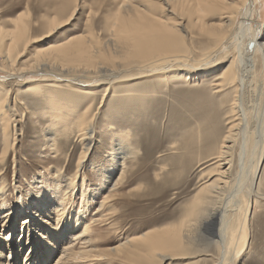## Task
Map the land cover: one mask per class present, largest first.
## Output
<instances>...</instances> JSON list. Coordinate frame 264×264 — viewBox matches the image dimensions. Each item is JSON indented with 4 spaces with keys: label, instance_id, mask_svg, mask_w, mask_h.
<instances>
[{
    "label": "rangeland",
    "instance_id": "1",
    "mask_svg": "<svg viewBox=\"0 0 264 264\" xmlns=\"http://www.w3.org/2000/svg\"><path fill=\"white\" fill-rule=\"evenodd\" d=\"M126 1L0 0V103L7 96V108L13 114L12 132L7 139L0 110V263L55 264L64 248L73 244V233L84 230L85 222L92 226L88 237L95 241L92 249L108 257L109 253L105 252L109 248L134 235H140L148 228L179 224L208 175L218 171L217 160L221 152L225 151L222 148L224 138L231 125L237 121L234 107L238 92L235 84L198 86L186 82L176 83L171 77L165 79L162 74L151 75L153 71L131 68L122 73V79L127 76L126 79L116 78L110 85L90 83L84 85V92H79L75 87L80 83L74 85L68 81H54L50 76L40 80L43 78L41 70L30 73L39 58L38 47L45 41H64L68 36L93 34L101 43L113 38L114 16L119 6ZM143 1L148 5L151 3L156 13H168L163 0ZM214 7L207 14L208 23H219L225 11L222 5ZM73 11L66 25L48 39L37 41L48 31L52 18L66 19ZM20 16L25 21L26 34L15 45L9 61L1 51L12 41L10 32L15 29L14 20ZM241 20L239 17V22ZM185 23L186 47L190 48L189 51L180 54V60L173 59L159 65V72L167 73L173 69L183 71L181 68L187 64L201 67L204 60L213 57V64L206 66L214 72L235 59L238 72L241 71V75L244 73L245 76L240 105L245 113L246 125L233 143V151L229 153L231 158L227 155L229 163L221 169H228L229 173L226 174L229 183L222 203L231 199L238 182L248 175L263 149L254 183L260 197L254 199L247 215L249 232L246 247L233 264H264V138L261 136L264 123V65L249 36L243 38L240 46L232 42L226 45V51L210 57L208 51L217 44L216 39L205 35L197 26H192L189 18ZM252 25L264 31V0H256ZM234 34H230V43ZM240 47L245 56H241V59L238 54ZM60 62V66L66 64ZM206 70L200 71L197 81L202 82L205 78L210 80L213 73L203 77L207 74ZM48 82L57 87L47 86ZM91 93L96 95L92 98ZM140 94L143 97H139ZM55 95L62 98V103L52 104ZM91 102L94 140L88 155L83 159L84 167L78 187L73 193H68L69 204L65 207V218H70L68 220L72 226H75L78 214H83L80 220L84 223L72 232L73 235L58 238L54 242L52 237L56 233L55 229L65 221L64 218L59 219L61 212L57 206L64 204L59 198L62 195L59 186H65L64 183L75 173L84 148L74 123L75 114L82 112ZM59 105L68 108H60ZM56 109L61 113L58 116L68 115L69 120L65 124H58L55 129L56 146L52 150L47 143L50 136L47 131L56 122L51 115L57 112ZM63 126H67V129ZM123 140L129 141L139 153L125 161V177L114 188L116 181L111 180L110 171L119 143ZM56 170L61 172L58 179L54 177ZM53 184L60 185L56 187ZM83 190L86 193L84 197ZM108 194L113 197L102 208L101 203ZM41 196H47L51 209L44 218H41L44 214L38 216L39 212L31 217L32 210L34 213L39 211L35 205H38ZM236 198L241 201L239 209L230 207L229 210L234 225L245 216V198L240 194ZM82 205H85L84 210L81 209ZM9 210L15 211L6 223L5 216ZM9 236L13 239L12 243L16 244H13L14 251L10 250L11 245L8 247ZM75 244L81 246L79 241ZM209 253L217 255L213 249ZM202 258L204 264H213L211 256ZM110 259L101 260L99 264H107ZM114 262L122 264L117 260ZM186 262L188 259L164 264Z\"/></svg>",
    "mask_w": 264,
    "mask_h": 264
},
{
    "label": "bare ground",
    "instance_id": "2",
    "mask_svg": "<svg viewBox=\"0 0 264 264\" xmlns=\"http://www.w3.org/2000/svg\"><path fill=\"white\" fill-rule=\"evenodd\" d=\"M127 1L119 6L118 13L114 16L112 23L113 29L111 32L113 38L101 43L95 39V35L93 34V36H68L64 41L56 40L52 42L50 40L47 43L45 41V44L38 47L37 55L39 58L34 62L31 68L32 72L30 73L34 74L36 71L41 70V76L43 78L40 80L50 76L53 77L52 79H54V81L58 79L60 81H68L70 84L74 85L75 83H80L81 86L78 84V86L75 87L79 92H84L86 89L85 86L90 83L94 84L97 82L110 85L114 83L116 78L121 80L126 79L127 76H124L122 79V73L131 68L132 70L138 69V71H153L154 73L151 75L162 74L165 79L171 77L176 83L186 82L187 84H195L198 86L209 84L222 86L226 83L235 84L238 92L236 106L234 107L236 108L235 114L237 116V121H234L235 123L228 129V133L224 138L222 148H224L225 151H222L221 154L219 153L220 157L217 160L218 171L217 169L214 170L217 172L212 171L208 175V179L203 182L200 189L195 193L188 209L185 210L187 211V215L182 218L179 224H170L162 228H148L140 235H134V237L129 238L125 242L121 241L119 245L111 247L105 252V254L109 253L108 257L112 258L107 264H115V260L122 264H164L168 261L182 259H188V262L185 264H204L205 262L202 260V257L207 255L211 256L213 264H233L234 260L238 258L246 247L247 232H249L247 215L254 199L260 197V192L256 190L254 183L261 165L263 149L260 150V154L257 156L248 175L244 176L242 180L238 182V186L233 190L231 199L222 203V199H224L223 196L226 192V185L229 183V177L226 176V174L229 175V173L228 169H221L224 164L227 165L229 163L227 155H229L230 150H232L234 146L233 143L236 141L237 136L242 133V130L244 131L246 125L245 113L242 111V105H240L241 89L245 76L244 73L241 75V71L238 72L236 67L237 61L235 59L231 60L221 69L215 70L216 72L206 65L209 63L212 65L214 62L212 56L226 51L227 44L231 45L233 42V44H238L240 46L243 42V38L248 36L252 41L253 48L259 51L262 64L264 65V31L262 32L261 29L254 28L252 25L256 0H163L167 6L165 10L168 13H156L155 8L150 5L151 3L148 5L144 3L143 0ZM215 5H222L225 11L222 13L219 23H208L206 21V17H208L207 14L209 11L215 9ZM73 14L74 11L69 17L63 20H60V18L57 19L58 17L52 18L48 31L44 32L43 36L39 38L40 40L37 41H44V39L51 37L55 31L70 21ZM239 17L242 18L240 22ZM187 18L191 20L192 26H197L201 31H204L203 33H205V35L216 39L217 44L208 51L212 58L204 60L201 67L187 64L185 68H181L183 71L173 69L167 73H161L159 72V69H161L159 65L168 63L169 60L173 59L180 60L182 58L180 54L183 52L187 53L190 49L186 47L187 35H185L184 32L187 27L185 23ZM14 21L15 29L10 32L13 39L9 44L5 45L1 51L6 60H9L15 45L26 34V25L24 23L25 21H22V16L16 18ZM238 23L240 24L238 25ZM233 31L235 34L232 36L233 38L230 43V34L231 32L234 33ZM238 54L241 59V56H244V50L241 48ZM184 55L188 57V55ZM59 61H64L67 66L66 64L60 66L58 64ZM68 64L72 65L68 66ZM243 66L244 65H242V68ZM168 67L166 66L165 68ZM201 70L207 71V74H204L203 77H209L213 73L210 80L208 78H205L202 82L196 80ZM52 82H48L47 86L51 88L57 87L55 84H52ZM218 91L220 90L218 89ZM33 92L37 93L36 90H33ZM91 95L93 98L96 94L91 93ZM141 96L143 97L142 94H140L139 97ZM60 98L61 97H58V95H55V97L52 98V104L62 103V101H60L62 98ZM7 99V96L2 98L0 110L2 123L6 129L4 130V136L8 139V136H10L12 132L11 120L13 114L11 113V109L9 107L7 108ZM67 100L68 99L65 101ZM59 106L60 108H68L67 105V107ZM91 107L92 102L82 112L80 111L75 114L76 118L74 123L83 141L82 144L84 145L75 173L69 181L64 183L65 186L53 184L56 187L59 186V191L62 193V195L59 194V198L64 201L63 206L62 204L57 206L61 212L59 215L61 217H59V219L62 220V218H64L66 221L62 223L61 227L55 229L56 233L52 237L54 242H56L58 238H66L67 235L72 234V232L77 230L80 225L84 223L80 220L83 214H78L75 219V226H72V223L68 220L70 218H65V207L69 204L70 195H68V193H73L78 187L80 173L84 167L83 159L88 155L94 140V117L91 113ZM58 114L60 115L61 113L57 111L51 114L53 118L56 119V122L52 123L47 131L50 135L47 143L52 150L55 149L56 146V140L54 139L57 134L54 132L55 129L58 128V124H65L69 120L68 115L58 116ZM63 127L66 128L67 126ZM261 136L264 138V123ZM125 142L127 141L123 140L119 143L117 153L114 155L115 163L112 165L113 168L110 171L111 180L116 181L113 185L114 188L116 184H120L125 177V161L133 158L139 153L138 149L135 150L131 147L129 141L127 145ZM119 171L120 173H118ZM60 173V170H56L54 177L56 176L57 178L55 179H58ZM223 177L226 179H222ZM83 186L84 185H82V187ZM82 194L83 197L84 194L86 196L84 190ZM237 194L245 198V200H243L245 204V216L238 224L234 225L230 220L229 210L230 207H232L233 210L240 207L241 201L236 198ZM112 197L113 196L109 194L105 196V199H103L101 203V207L103 208L104 204ZM43 198H45V200ZM48 200L47 196H41V199L38 200V205H35L36 209L39 211L34 213L32 210L31 217H34V215H37V212H39L38 216L44 214V216L41 217L44 218L47 211L51 209L49 208L50 202ZM22 201L23 199L21 198L20 202ZM84 206L85 205H82L81 209L84 210ZM14 211L9 210V213L6 214V223H8L10 220L9 217ZM30 220L28 219L27 221ZM13 224L12 226H15ZM84 226L85 228L83 231L73 233L75 234L73 242H71V244H73L64 248L62 254L57 257L55 264H99V261L108 258L103 253L100 254L96 252L97 250L92 249L95 241L93 242L91 238L88 239L89 231L92 230V226L86 222ZM47 235L50 234L47 233ZM8 238V247L11 245L10 250L14 251V245L16 244L12 243L13 239H11L10 236ZM77 241L80 242L81 246H76L75 243ZM211 249H213L215 253L217 252V255L209 253ZM0 264L6 263L1 262Z\"/></svg>",
    "mask_w": 264,
    "mask_h": 264
}]
</instances>
